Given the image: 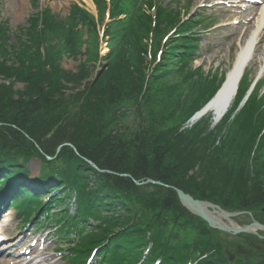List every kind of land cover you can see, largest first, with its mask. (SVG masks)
I'll return each instance as SVG.
<instances>
[{
	"label": "trees",
	"instance_id": "trees-1",
	"mask_svg": "<svg viewBox=\"0 0 264 264\" xmlns=\"http://www.w3.org/2000/svg\"><path fill=\"white\" fill-rule=\"evenodd\" d=\"M191 1L92 0L95 18L71 3L62 19L31 0L37 12L25 28L11 33L0 21V216L14 207L32 228L54 225L46 234L64 264L92 253L94 264H253L230 261L234 252L175 191L218 193L242 210L264 204V79L252 83L244 71L214 125L206 112L188 126L227 74L189 66L211 24L190 15ZM77 56L76 73L61 68ZM12 81L24 87L13 91ZM127 112L137 115L131 131Z\"/></svg>",
	"mask_w": 264,
	"mask_h": 264
},
{
	"label": "rangeland",
	"instance_id": "rangeland-1",
	"mask_svg": "<svg viewBox=\"0 0 264 264\" xmlns=\"http://www.w3.org/2000/svg\"><path fill=\"white\" fill-rule=\"evenodd\" d=\"M177 1H181L180 4L183 2L182 6L185 4V0ZM218 1L223 4L215 5ZM230 1L231 0H193L190 2V15L195 11L199 15L201 14L208 17L209 21L212 20L207 29L199 35L196 57L190 62V67H200L206 74L214 72L216 69L225 70V72L229 71V66L231 67L232 65L233 58L238 51L239 45L248 37L254 23V20L248 18V11L246 12L243 9L237 8V3L232 4ZM236 1L238 0H235V2ZM79 2L80 1L71 0H36V6L38 9L49 8L53 14L63 19L68 13L69 5L71 3L78 4ZM162 2L167 4L169 0H162ZM246 6L250 7L249 4H246ZM19 7L22 8L21 11ZM84 9L87 10L86 8ZM35 12H37V9L32 7L31 0H0V21H6L7 28L11 33H16L18 28H25L27 26V19ZM90 14L95 18L96 11L94 10V14L93 12ZM106 18L107 14L104 23L100 26L101 28L104 24L109 22ZM184 19L186 20V17H184ZM245 20H247L246 23H244ZM258 45L259 44L256 46L252 61L245 69L249 75V80L254 79L256 76H260V78L264 79V72L262 74L260 73V69H264V45ZM100 50L101 54L107 52L108 49L105 42H101ZM59 62L62 69L71 73H76L79 65V57L77 56L74 59L62 58ZM94 75L95 72H92L90 77L93 78ZM90 77L82 80L80 86H75L73 89L65 91V94L80 90L88 79L90 80ZM0 82H3L1 78ZM12 82L13 91H19L24 87L22 82ZM123 122L125 127L131 131L137 125V115L134 112H127ZM93 167L95 166L93 165ZM28 168L30 170V176L39 177L41 170L39 161L31 159ZM122 176L127 177L128 175ZM135 183L136 185H142L138 182ZM245 183L252 185L251 182ZM29 188L32 189V191H37V186L35 184L29 185ZM211 194L214 196L208 199L192 198L198 202L214 206L216 210L215 208H208V210L214 216L219 217L221 222L226 226L243 228L253 223L264 226V204L257 205V207L251 210H242L232 198L227 196V199L222 201L218 193ZM59 207H61V205L54 207V210L57 211ZM217 208L219 210H217ZM186 211L190 215L198 218V221L200 220L205 223L208 227L207 229L216 234V238H218L217 242L224 252H234V257L238 256L249 260L251 259L253 260V264L264 260V231L257 230L254 233L237 234L220 231L211 228L201 218L190 213L188 210ZM216 212L222 214H217ZM16 213L17 211L15 209L10 208L9 211L7 210L0 217V264H6L7 261L9 263H17L20 261L22 264H38L37 262L41 260H44L42 262H46L43 264H64L65 261L56 249L57 243L55 242V237L45 234L42 236L35 235L30 229L19 231L18 227H20L22 220ZM197 233L196 229L192 232L190 231L192 238H196ZM250 236L255 237L257 240ZM248 245H252L253 250L258 249L263 253H253L252 250L244 247ZM18 254L22 255L24 259L11 261L13 256Z\"/></svg>",
	"mask_w": 264,
	"mask_h": 264
},
{
	"label": "bare ground",
	"instance_id": "bare-ground-1",
	"mask_svg": "<svg viewBox=\"0 0 264 264\" xmlns=\"http://www.w3.org/2000/svg\"><path fill=\"white\" fill-rule=\"evenodd\" d=\"M71 1H80L78 4L84 6V8H86L89 12L90 11L94 12L95 10L92 0H71ZM246 4H249L250 7L246 6ZM237 8L243 9L246 12L248 11V18L254 20V23L248 37L242 41V44L239 45L238 51L236 52L235 57L233 58L232 65L229 71L226 72L227 82L225 86L221 89L219 94L216 95L213 99H211L206 105L207 106L206 112H211L213 118L214 119L217 118V120H219L225 114L226 110L229 108L230 103L232 101L231 100L232 92L237 86V83L241 78L242 74L244 73L246 67L252 61L257 44H259L258 46L264 45V0H240L238 1ZM21 9L22 8L19 7L20 11ZM246 22L247 20L244 21V23ZM186 205L190 208V210L194 211L190 204L186 203ZM213 217H217V216H213ZM213 221L214 222L218 221V218H213ZM20 259H24V258L22 257V255L18 254L13 256L11 261L20 260ZM42 261L44 260H41L40 261L41 263L40 262L37 263L38 264L46 263ZM6 264H22V263L20 261L17 263H9L7 261Z\"/></svg>",
	"mask_w": 264,
	"mask_h": 264
},
{
	"label": "water",
	"instance_id": "water-1",
	"mask_svg": "<svg viewBox=\"0 0 264 264\" xmlns=\"http://www.w3.org/2000/svg\"><path fill=\"white\" fill-rule=\"evenodd\" d=\"M92 13V12H90ZM94 14V12H93ZM227 75V74H226ZM227 82V78H225V81L224 83L222 84L221 88L218 90V92L215 94L218 95L219 92L221 91V89L225 86ZM236 89V87H235ZM235 89L234 91L232 92V96L234 95L235 93ZM214 96V97H215ZM213 97V98H214ZM212 98V99H213ZM226 105H227V102H226ZM207 111V106L205 105L201 110L200 112H198L195 116H194V119L195 118H198L199 116L203 115L205 112ZM217 122V118L214 119V123L215 124ZM145 184H157V185H160L159 182H154L152 180H148ZM176 193H177V197L179 199V202L180 204L186 209L188 210L190 213H193L194 215L198 216L199 218H201L204 222H206L208 224V226H210L211 228L213 229H217V230H220V231H224V232H228V233H232V234H237V233H254L256 232L257 230H262L264 231V226H261L259 225L258 223H253L249 226H245L243 228H240V227H234V226H231V227H228L226 226L225 224H223L220 220L219 217H213L214 215L208 210V208H215L214 206L210 205V204H207V203H202V202H198L196 200H194L192 198V196L188 195V194H185L183 191L179 190V189H176L175 190ZM187 204H190L191 207L193 208V210L195 211H192L190 210V208L186 205ZM216 210V208H215ZM217 210H219L217 208ZM221 212V211H220ZM220 212H216L217 214H222ZM218 218V221H213V218ZM225 215V214H223ZM255 228V229H253ZM230 258V261H233L234 260V256L233 255H230L229 256ZM256 264H264V260H262L261 262H258Z\"/></svg>",
	"mask_w": 264,
	"mask_h": 264
}]
</instances>
